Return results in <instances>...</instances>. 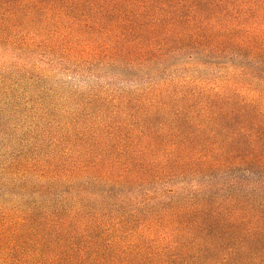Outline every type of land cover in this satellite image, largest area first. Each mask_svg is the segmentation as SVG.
<instances>
[{"label": "trees", "instance_id": "trees-1", "mask_svg": "<svg viewBox=\"0 0 264 264\" xmlns=\"http://www.w3.org/2000/svg\"><path fill=\"white\" fill-rule=\"evenodd\" d=\"M0 72V264H264V0H0Z\"/></svg>", "mask_w": 264, "mask_h": 264}, {"label": "rangeland", "instance_id": "rangeland-1", "mask_svg": "<svg viewBox=\"0 0 264 264\" xmlns=\"http://www.w3.org/2000/svg\"><path fill=\"white\" fill-rule=\"evenodd\" d=\"M115 69H102L96 73V76L92 75H80L70 72L63 74L50 75L52 77L45 81V86H57L63 92L70 91L71 89L85 91L95 85L104 86L110 79V75L117 73ZM2 72H0L1 75ZM133 71L129 75H132ZM97 75H101L97 76ZM115 80V79H114ZM115 85H121L129 87L130 83L123 81H114ZM30 86V82L27 85ZM25 89L22 86L21 90L15 89L10 93V96H6L5 93L0 92V207L4 206L6 200H12L19 192V188L14 187V179L12 174L6 172V165L12 161L21 151L25 149V146L30 145V134L28 128L30 126L29 112L21 109L15 110V105L18 104L16 100H7V97L12 95H18L24 101L25 98H31L30 92L23 91ZM34 89V87L30 88ZM24 108V107H23ZM5 110V111H3Z\"/></svg>", "mask_w": 264, "mask_h": 264}]
</instances>
